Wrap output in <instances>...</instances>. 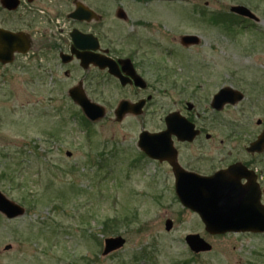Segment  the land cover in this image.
I'll list each match as a JSON object with an SVG mask.
<instances>
[{
  "label": "rangeland",
  "instance_id": "1",
  "mask_svg": "<svg viewBox=\"0 0 264 264\" xmlns=\"http://www.w3.org/2000/svg\"><path fill=\"white\" fill-rule=\"evenodd\" d=\"M85 1L102 6L106 45L124 25L116 19L122 6L150 24L154 62L165 71L186 81L199 69L216 70L220 83L256 80V105L250 107L248 88L230 115L239 128L264 121V0ZM36 4L9 15L0 9V25L30 31L35 46L55 6L69 9L66 0ZM233 5L247 7L256 19L232 12ZM182 33L197 34L200 44L180 50ZM34 45L28 64L21 55L0 63V192L25 210L11 219L0 213V264H264V233H208L199 215L178 200L165 165L140 150L141 128L161 126L166 108L178 107L176 90L153 88L145 123L141 117L118 123L115 87L106 78L104 92L91 95L105 115L90 121L67 94L81 73L66 79L53 59L35 56ZM182 98L190 100L189 93ZM188 234H198L211 250L192 252ZM116 235L124 245L102 255L103 239Z\"/></svg>",
  "mask_w": 264,
  "mask_h": 264
},
{
  "label": "flooded vegetation",
  "instance_id": "2",
  "mask_svg": "<svg viewBox=\"0 0 264 264\" xmlns=\"http://www.w3.org/2000/svg\"><path fill=\"white\" fill-rule=\"evenodd\" d=\"M37 1L18 0L15 9H8L0 3V9L8 15L20 8L34 10L33 6H37ZM66 2L69 3V9L65 10V7L59 4L55 6L56 10L51 11L47 22L49 28H44L40 33L42 38L38 43L35 42L36 46L32 44L30 31L13 30L0 25L3 29L24 33L29 40L27 51L15 53L13 61L16 56L21 55L25 58L23 62L28 64L31 61L29 49L34 45L37 52L32 53L37 57L46 56L53 59L55 71L62 69L66 79L80 72L81 74L67 88L68 97L72 102L74 101L69 92L74 88L84 93L90 101L97 103V99H92L91 95L104 92L106 78L111 80L116 92V111L123 102L128 105L141 104L139 113L127 112L121 119H117L116 115L118 123L128 117H141V121L145 123L149 119L144 116L152 105L153 88L161 86L165 92L176 90L179 95L178 107L166 108L160 118L161 126L151 130L142 127L139 135L144 131L168 133L170 130L168 122L175 120L181 137L170 133L169 147L166 148V156L162 159L149 157L140 149L142 153L152 161L165 165L172 177L174 189L175 165L188 177L198 176L213 179L211 180L213 182L217 180L234 186L255 188L260 194V204L264 205V147H252L264 130V121L257 119L255 127L250 128L239 119L243 125L239 128V124H235L237 120L230 115L232 109L238 108L247 98L248 88L254 98L250 107L256 105L255 97L257 96V100L260 97L255 91L256 80L220 83L216 70L199 69L198 73L193 71L194 80L186 81L180 75L165 71L159 61L154 62L153 49L157 40L154 43V39L147 35L150 24L141 14L137 18H132L129 12L126 13L122 6H118L116 19L122 21L125 26L116 27V35L112 42L106 45L105 14L102 6L89 4L85 0ZM78 5L91 11L87 12V17L80 19L71 15ZM36 9L39 10L38 7ZM119 9L122 10L121 15L118 13ZM83 35L90 36L85 38ZM187 35L196 36L198 40L186 41L182 37ZM177 39L179 43L177 47L180 50L186 51L200 44V37L193 33L179 34ZM171 53L173 50L167 49V54ZM104 57L114 62L115 74H111L108 68L100 66ZM158 68L161 70L160 73ZM223 89L227 90L223 92ZM187 92L190 100H183L182 96ZM232 100L236 101L232 103ZM262 104L264 106V100ZM174 114V119H171L170 116Z\"/></svg>",
  "mask_w": 264,
  "mask_h": 264
},
{
  "label": "water",
  "instance_id": "3",
  "mask_svg": "<svg viewBox=\"0 0 264 264\" xmlns=\"http://www.w3.org/2000/svg\"><path fill=\"white\" fill-rule=\"evenodd\" d=\"M1 4L8 9H15L18 0H0ZM81 6L71 14L80 19L87 17V11ZM230 10L236 14L248 16L256 19V16L243 5H233ZM118 13L122 14L119 9ZM84 15V16H83ZM89 37L90 35H83ZM186 41H196V36L187 35L182 37ZM82 41V39H81ZM29 46L27 35L22 32H12L0 28V62L3 64L13 61L15 53H25ZM101 67L108 68L111 74H115L114 62L104 57ZM225 90L227 89H223ZM230 90V89H228ZM72 100L80 107L84 115L90 121H97L105 115V108L90 101L84 93L77 89L69 92ZM236 100H232L234 103ZM140 103H121L118 110L114 111L116 120L121 119L127 112L139 113ZM174 119L175 114L170 116ZM170 119V120H171ZM177 121L168 122L170 130L167 132L149 133L142 132L139 135L138 146L149 157L162 159L165 157L166 148L169 147L170 133L181 137L178 132ZM253 148L264 147V130L252 144ZM252 148V149H253ZM175 174V194L180 203L192 211L196 212L204 224L205 230L210 234H225L228 232H250L264 233V205L260 204L259 191L252 187H239L226 182H213V179H203L198 176L188 177L183 175L178 167L173 166ZM188 174V173H186ZM191 178V179H190ZM24 207L8 199L0 192V213L11 219L23 215ZM172 221H165V229L170 230ZM185 242L194 253L207 252L211 250V245L198 234H188ZM125 243V239L120 236H107L103 239L102 255L110 254L120 249Z\"/></svg>",
  "mask_w": 264,
  "mask_h": 264
},
{
  "label": "trees",
  "instance_id": "4",
  "mask_svg": "<svg viewBox=\"0 0 264 264\" xmlns=\"http://www.w3.org/2000/svg\"><path fill=\"white\" fill-rule=\"evenodd\" d=\"M108 224H109V219L106 220V221H103V222H102L101 225L103 226V227H102V229H103V230H102L103 233H105V231L108 229Z\"/></svg>",
  "mask_w": 264,
  "mask_h": 264
}]
</instances>
